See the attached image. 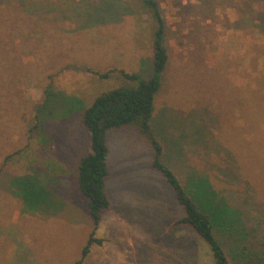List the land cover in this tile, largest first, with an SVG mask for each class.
Here are the masks:
<instances>
[{
	"label": "rangeland",
	"instance_id": "374dc122",
	"mask_svg": "<svg viewBox=\"0 0 264 264\" xmlns=\"http://www.w3.org/2000/svg\"><path fill=\"white\" fill-rule=\"evenodd\" d=\"M244 1L159 0L170 58L155 98L152 125L163 145V162L184 186L195 172L208 176L218 192L240 203L245 213L251 210L250 217H264V165L253 160L255 149L264 155V134L260 132L264 103L259 100L258 107L250 103L248 108H238L233 90L239 87L249 97L252 91L264 94L247 61L254 44L264 43V32L244 27L249 17L263 25L260 10L264 0ZM94 3L0 0V165L12 166L11 173L20 176L15 168L43 166L47 159L49 175L59 161L69 174L61 172L68 176L52 181L62 191L52 193L47 180L38 186L40 191L31 202L21 197L27 214L62 218L41 219L40 226L30 223L26 239L14 231L12 238L1 236L0 264H13L14 259L17 264H72L82 256L95 227L77 180L80 158L90 147L84 107L65 117L62 107L55 109L43 126L33 130L47 92L77 96L88 106L115 87L136 84L121 69L145 77L151 72L152 20L138 2L121 0L123 6L114 16L120 19L109 22L97 21L106 6L95 7ZM128 6L132 13L124 10ZM241 62L249 85L238 69ZM104 72L109 76L99 75ZM231 91L232 95L228 94ZM51 107L46 106L47 110ZM193 111L198 112V125L208 131L203 140L192 133ZM107 144L110 205L95 231L103 241L92 244L84 264H216L208 242L180 221L184 208L166 177L153 166L150 141L136 127L126 125L110 129ZM24 145L29 159L13 160ZM242 173L249 176L247 180L240 179ZM68 180L69 186L64 184ZM10 182L9 207L0 204V217H8L7 226L12 229L13 217L21 208L14 196L25 192H15L14 177ZM247 197L249 203L243 201ZM244 220L248 229L255 231L257 223L248 217ZM21 224L20 220L16 228L22 230ZM215 235L229 251L225 236L217 229Z\"/></svg>",
	"mask_w": 264,
	"mask_h": 264
},
{
	"label": "trees",
	"instance_id": "16d2710c",
	"mask_svg": "<svg viewBox=\"0 0 264 264\" xmlns=\"http://www.w3.org/2000/svg\"><path fill=\"white\" fill-rule=\"evenodd\" d=\"M83 1L86 5L94 3L90 2V0ZM136 1L139 4L137 6L142 8V12L152 20L154 55L153 66L149 76L145 77L138 72L129 73L121 69V73L128 80L136 81V84L115 87L98 95L88 106H85V103L77 96L49 90L43 107L41 104L38 110L39 123L31 127V129L36 130L39 126H43V121L51 118L49 114H53L55 109L60 107L63 108L61 113L64 117L83 110L84 107L83 123L89 133L90 147L88 152L80 158L78 182L81 192L87 197L90 213L95 220V227L83 248L82 256L72 264H84L92 244L102 243L103 241L95 236V231L102 218V213L110 205L106 192V177L109 173L107 132L110 129L126 125L136 127L139 134L150 141L154 149L153 166L159 169L166 177L175 192L179 204L184 208L185 215L180 221L191 225L199 237L208 242L216 264H264V217L258 215L250 217L251 210L245 213L240 203L218 192L219 190H216L213 181L208 176H201L202 174L199 175L195 172L194 175L189 176L186 186H184L172 168L162 160L163 145L155 136L152 120L156 108L155 98L163 84V77L170 58L168 47L166 46L167 24L159 0ZM251 1L245 0L243 3L246 4ZM95 2V7L102 4L106 6L103 7L106 9L100 12L97 21L109 22L120 19L119 17L121 16H116V18L114 16L116 11L119 13L121 6H123L121 5V0H96ZM137 6L136 8H138ZM248 7L251 8L252 6L249 5ZM123 8L128 13H132L129 10V6ZM260 11L264 15V5H261ZM105 13H109L111 17L105 18ZM262 24L254 23L252 18L249 17L244 27L253 32H264V20H262ZM254 46L249 53L247 61L253 68L254 75H256L253 78L254 81L258 82V89L260 92H264V43H255ZM238 69L244 72L243 81H245L246 73L243 62L238 64ZM88 70L91 69L89 68ZM99 75L106 78L109 76V72L99 73ZM246 82L249 85V81H245V84ZM233 90L237 93L236 96H233L237 101L238 108L244 106L248 108V106H251L250 103H256L258 107L259 100L264 103V94L259 96V93L252 91L249 97L244 95L239 87H234ZM234 91L233 93H235ZM228 94L232 95V91ZM46 104L52 105V107L47 110ZM198 117L197 111H193L190 115V121L193 122L190 123L195 127L192 128V133L203 140L206 138L208 131L198 125ZM260 132L264 134V128H261ZM257 151L255 149L256 155H254L255 157L253 156V160L263 166L264 155L262 153L257 154ZM12 157L13 155L9 156V158ZM240 164L245 168L243 163L240 162ZM226 174H228L227 170ZM39 177L40 175L33 173L24 174L16 178L18 191L25 192L23 197L27 200V203L31 202L32 198L35 197L34 194L40 191L38 186L40 184L43 185L44 179ZM239 177L247 180L249 176L243 177L242 173V175L239 174ZM41 191L43 193V191L47 192L49 190ZM246 199H250V197L245 198L243 201ZM245 202H248V200ZM244 217H248L257 223L255 231L248 229L249 227L245 225ZM216 229L219 234L225 236V243L231 245L229 251L224 248L221 240L215 235Z\"/></svg>",
	"mask_w": 264,
	"mask_h": 264
},
{
	"label": "crops",
	"instance_id": "0c3cea01",
	"mask_svg": "<svg viewBox=\"0 0 264 264\" xmlns=\"http://www.w3.org/2000/svg\"><path fill=\"white\" fill-rule=\"evenodd\" d=\"M21 149H22L21 152L20 151L18 152V153H20V155L18 157H16V158H14V156H13L12 157V158H14L13 160H15V159L19 160L21 157H27L28 158V152L27 151L29 149H26L25 145L23 147H21ZM47 163H48V161L46 159L45 160V164L43 163V166L42 165H37V164L36 165L29 164V168L28 169H23L22 170L19 167L18 168L14 167V168L17 169L18 173H20L22 175L37 173L38 175L43 177V179H44L43 180V184H44L45 181H47V180L49 181L50 180V183H51L50 185L52 187V193L54 192V190H58V189H60V191H62L61 190L62 188H59L57 186V184H54V182H52V181H53L54 178L55 179H63L66 176H68L69 175L68 174V169H66L65 166L62 165L60 163V161H59V166L56 169H52V170H54V171H52L54 173L49 175ZM11 169H13V167L10 166V165L9 166H1L0 165V204L2 206H8V207H9V198L7 196L9 195V191H10L8 189V185L11 183L10 182L11 177H14L15 180L18 177V175H13L11 173L12 172ZM61 172L67 173L68 175L67 174H63ZM22 175H20V176H22ZM77 180H78V178H77ZM64 184L69 186L70 185L69 180L67 181V183L64 182ZM15 192H19L18 191V187H16ZM14 197L19 199V202H20L19 204L21 205L20 211H18L17 214L15 215V217H13L12 229H11V227L7 226L8 217H0V237L9 235V237L12 238L13 234L11 233V231H14V233L20 235L22 237V239H26V236L28 234V227H30L29 226L30 223H37L40 226L41 224H40L39 220H41V219L42 220L43 219H45V220H53L55 218H62V217H33L30 214H27L25 212V211H28V210L26 208H24V201H23V198H21L23 196L15 195ZM79 198L82 199V196H81L80 193H79ZM86 199H87V197H86ZM85 202L86 201H84V206L86 207V210L89 211V208H87V205H86ZM60 206L62 208V205H60ZM24 214L26 216H28V217H26ZM90 215H91V213H90ZM22 216H24V217H22ZM63 218H65V217H63ZM3 220L5 221V224L1 223ZM20 220L22 222V224H21L22 227H23L22 230L19 229L20 226L18 228H16V225L20 222ZM39 226L38 227H34V228L38 229ZM1 239L2 240H6L7 238L6 237H2ZM30 243H32V241ZM22 244H24V243H22ZM30 246H31V244H30ZM17 252H20V251L18 250ZM25 252H27V251H21V253H25ZM16 255H17V253H16ZM16 255H14V256H16ZM13 264H17V261H15V259H14ZM20 264H22V263H20Z\"/></svg>",
	"mask_w": 264,
	"mask_h": 264
}]
</instances>
